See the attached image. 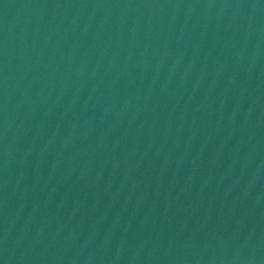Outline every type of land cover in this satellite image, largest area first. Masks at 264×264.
<instances>
[{
    "label": "water",
    "instance_id": "water-1",
    "mask_svg": "<svg viewBox=\"0 0 264 264\" xmlns=\"http://www.w3.org/2000/svg\"><path fill=\"white\" fill-rule=\"evenodd\" d=\"M0 264H264V0H0Z\"/></svg>",
    "mask_w": 264,
    "mask_h": 264
}]
</instances>
